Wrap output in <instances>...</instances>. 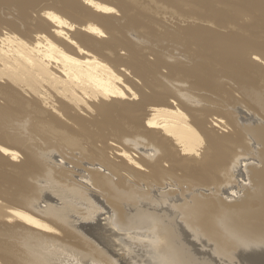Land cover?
<instances>
[{"label": "rangeland", "instance_id": "obj_1", "mask_svg": "<svg viewBox=\"0 0 264 264\" xmlns=\"http://www.w3.org/2000/svg\"><path fill=\"white\" fill-rule=\"evenodd\" d=\"M99 1H110V5L117 9L115 18L118 26L105 53L110 54L114 49L117 51L115 58L123 59V62L108 61L121 82L130 85L132 81L139 84H161L163 81V90L172 93L170 101L177 99L184 103L187 100L185 96H192V99L195 96L193 100L190 99L192 102L188 107L196 114L203 113L199 117L207 120L209 128L214 126L211 122L217 121V118L234 121L237 114L243 117L238 119L241 127L236 125L240 129L234 135L233 124L226 120L222 125L226 128L221 127L224 131L218 127L220 132L213 130L218 135L216 141L221 157L215 163L212 161L206 169L205 166L200 168L193 160L199 159L200 155L180 154L182 159L190 155L193 161H186V164L177 159L172 164L166 157L163 161L162 157L168 153V149L165 150L161 144L155 142L151 145L148 142L147 151L142 152L137 145L143 149L147 144L135 141L132 134L127 136L133 141L126 144L128 151L152 156L150 163L161 162L158 172L152 174L148 169L143 170L144 167L130 169L127 161H122L115 151L106 149L103 142L96 138L87 137L85 141L69 143L70 136L66 131L53 134L56 125L49 114L31 109H26V114H17L20 113L18 106L24 105L26 99L20 91L17 90L16 94L0 91V134L7 135L10 130L11 133L21 132L33 143V147L23 154L21 152L22 156L14 160L15 163H22L29 159L25 167L13 166L0 158V205L4 209L0 215V246L8 238L6 240L14 260L11 263L0 255V264H13L16 261V264H57L55 260L59 256L79 259L80 254L88 256L86 259L90 261L92 257L89 256L96 255L87 245H82L74 234L73 237L60 238L55 232L46 231L53 237L50 238L40 231L36 233L29 226L26 227L28 222H24L25 219L18 217V220L8 210L22 208L38 214L49 224L59 225L57 220L33 207L36 201H40L41 209L46 206L57 210L68 208L64 212L67 211L69 218L72 216L73 220L70 221L78 217L79 227L86 229L92 221L86 217H92L94 209L91 207L96 204L106 209L101 219L105 218L109 223L113 221V225L121 222L122 225L137 226V222L145 220L149 223V229L146 226L137 229L154 232L157 248L169 264H256L264 257V0ZM83 3V0H33V9L30 6L26 9L30 8L28 11L34 12L33 16L38 10L54 11L65 17L81 16ZM18 4L17 0H8V3L7 0H0L2 29L14 19L21 21L22 12ZM241 58H247L254 67H245L239 61ZM197 77L205 79L213 87H205ZM198 98L201 100L198 101ZM209 119H212L211 122ZM18 122H22L21 125L13 128L11 123ZM113 139H108V142L114 143ZM221 166L228 167L230 171H226V168L223 170ZM100 177L103 178L101 183L97 182ZM68 187L72 191H68ZM77 189L82 190V195H89L88 199L74 192ZM12 194H17V197ZM69 196L72 199L67 198ZM210 204L213 208H209ZM6 208L9 212L5 211ZM86 223L89 226H85ZM8 225L19 226L23 230L3 233L2 228ZM51 251L54 256L58 255L57 259H51ZM118 253L123 255V252ZM121 260L119 256L115 258L118 263Z\"/></svg>", "mask_w": 264, "mask_h": 264}, {"label": "bare ground", "instance_id": "obj_2", "mask_svg": "<svg viewBox=\"0 0 264 264\" xmlns=\"http://www.w3.org/2000/svg\"><path fill=\"white\" fill-rule=\"evenodd\" d=\"M17 1L20 4H18V8L22 12L21 21H17L14 19L12 23L9 22V26L7 25L8 27H5V29L9 31L2 29L4 27L0 26V82H3L0 83V91L16 94L18 90L20 91V93L25 95V106H18V108L20 109V113H17L18 115L26 114V109L35 110L39 113L49 114L53 118L54 124L56 125V127L53 128V134L59 135L56 133L66 131L70 136L68 142L72 144H76L81 140L85 141L87 137L93 139L96 138L97 140L103 142L106 149H112L113 151H115L117 157L121 158L122 161H127L128 163L126 164L130 166V169L135 170L133 168H136L137 170V167H144L143 170L148 169L152 174L158 172L157 169L159 168L161 162L159 163V161H154V163L152 161L154 163L153 164L150 163L152 156H148L146 154L144 155L143 153L139 155L132 151H128L126 148V144H129L132 140L127 136L132 134L131 136L136 139L135 141H140L147 144L145 145V147L143 145V149L140 148V145H137V147L139 146L138 149L142 152L143 150L147 151L148 145H152V143L156 142L161 144V147H163L165 150L168 149V153L164 154L162 158L164 159V157H166L165 159L171 160L172 164L176 163L177 159L183 160V162L189 161V163L194 160L199 164L200 168L201 166H205L206 169V167L211 164L212 161L214 162L215 160H219L221 157L218 147L219 144L216 141L218 135L216 136L213 130H217L218 132H220L218 128H221L222 125L225 124L226 120H228V122L233 124V133L239 132L240 128L238 129L237 126H240V124L238 123L239 117L243 118L241 114H237V119H235L234 121H229V119L224 120L223 118H217V121L211 122L210 120H212L213 118L209 119L211 124H214V126H211L212 128H209L210 126H207V120L201 119L202 117H199L203 113L200 112L199 114H196L191 108L188 107L191 101L190 99H192L190 97L192 96H185L187 97V100L186 102L184 101V103L177 99H174V101L172 99V101H170L169 98L172 97V93L163 90V88L161 87L163 86L161 85L163 84V81L161 84L160 82L158 84H139L132 81L133 84L130 85L121 82V78L118 74L115 73L114 69L109 65L108 61L110 59L112 60V62H123V59L119 57L115 58L117 56V51L115 50V52L114 49L113 51L110 50L111 55L105 53V51L107 50L105 48L110 46V43L113 41L112 34L118 26V24H116L115 18V12L117 9L115 6L110 5V1L102 2L99 0H83L84 6L82 7L81 16L69 15V17H65L66 15L64 14H57L54 11L42 10H36V15L33 16L34 12L28 11L30 8L26 9L29 6L31 7V9H33V6L31 5L33 4V0ZM64 2L66 4L70 3H67L66 1ZM66 4H64L65 7H68ZM65 14L68 15L67 12H65ZM25 23H27L26 26ZM0 24L2 25V22ZM27 30H29V32ZM239 61H241V63L245 67L247 66V68L250 67V65L254 67L253 64L249 60H247V58H241L239 59ZM123 74L125 75V73ZM196 79L200 83H203L205 87L209 85V82L201 77H197ZM210 86L211 85H209V88ZM171 90H173V88H171ZM206 95L207 94H205V96ZM194 97L195 96H193V99ZM197 100L199 101L201 99L198 98ZM22 102H20L19 104H21ZM208 116L209 115H207V118ZM225 117L227 116L225 115ZM21 123L22 122L11 124L14 125L13 128L17 129L16 125L20 126ZM222 128L220 130H223L226 127H224L223 129ZM11 132L12 130H10V133H7V135L0 134V158L6 162L12 163L13 166L25 167L29 164V159H25L22 163H15V161L19 156H22V154L25 153L24 151H27L30 147H33V143L28 141L25 134L23 135V133L21 134V132L19 131V133ZM234 135H231L232 138L235 137ZM238 135L239 137H241L240 133ZM72 139H75V141L72 142ZM108 139H113L114 143H109ZM187 153H190L191 156L200 155V158L193 159V157H190V155H188L187 157L182 159L180 154L183 155ZM165 159L163 161H165ZM131 165H134L135 167H131ZM221 167L223 168V170L224 168H226L223 166ZM201 171L202 170H200V172ZM226 171L230 170L227 169ZM226 171L224 172L225 174ZM34 175L36 174L34 173ZM30 177L32 179V176ZM195 177H198V175H195ZM102 179L103 178H101L100 180H96L97 182L101 183L100 181H102ZM69 188L70 187H68V191L70 190ZM70 191H72V189ZM81 191L82 190L77 189L74 192H76L78 195L86 196L82 195L81 193L83 192ZM12 195L17 197V194ZM58 196L61 197L60 194H58ZM88 196L89 195L86 196V199H88ZM67 198L72 199L70 198V196ZM25 199L28 198L26 197ZM58 199L60 200V198ZM69 199L68 201H71ZM93 199L95 200V198ZM42 201L46 203L43 197ZM39 202L40 201H36L33 207L38 208L41 212L46 213V216L49 215L53 219L57 220L60 223L59 225H56V223L49 224L48 222L40 219L37 216L38 214L30 213L22 208H10L8 210L10 211V214H12V216L16 217L17 219L18 217H20V220L21 218L25 219L26 221L24 222H28V224H26V227L29 226L30 229H33L34 232L37 233L40 231L41 234H46L48 237H50V235H48L49 233L54 234L53 232H55L56 235L60 238H68L70 236L73 237L72 235L74 234L76 238L82 242V245H87L93 251V254H96L95 256H89L92 257V259H89L90 261H88L86 259V257L88 256H83L81 254L78 255L79 259H73L74 257L71 258L68 255L65 256L66 258L63 255V257L59 256V258L57 259L58 255L54 256L52 251L49 252V256L50 254L53 255L52 258H49L57 259V261L55 260L57 264H169L163 257L160 250L157 248V237L155 236L154 232H152L151 229V231H148L146 229L142 230L143 228L141 230L137 229L143 226H146V228L149 229V223H146L145 220L142 222H137V226L127 225L126 223V225L124 223V225H122L121 222L120 224H118L119 222H117L116 225H113V221H110L109 223L107 222V220H105V218L101 219L100 216L103 215L104 212H106V209L101 205L96 204L95 206L92 205L91 207L92 209H94V214L91 211L92 217H86L91 218L92 220L91 223H89L90 226L86 223L85 226H89L88 229H86L79 227V224L77 222L78 217H73L74 221H70L73 220L71 219L72 216L70 215L69 218V216H67L68 213L66 215L67 211L64 212V210H68V208L64 210L58 208L61 211L59 213V210H57V208L54 209L53 207H50V209H48L46 206L45 209L47 208V210L41 209L43 207L40 206ZM71 203L69 205H71ZM60 205L61 204H59V206ZM208 206L209 208H213V205L211 204ZM5 211L9 212L7 211V208L5 209ZM3 213L4 209L0 205V215ZM120 213L122 214L123 211L120 210ZM204 215L205 214H203V216ZM130 222L131 221H129L128 224H130ZM141 223L145 224L140 225ZM2 227H4V225ZM8 227L2 228V231H5L3 233L23 230L22 228H19V226H16L17 228ZM46 231L49 233H46ZM136 235L148 237V239H141ZM6 239L5 241H3L4 244L1 245L2 249L0 248V255H3L6 260L11 261L12 263V261L14 260L11 254L13 253L11 252V249L9 247L10 245H8L9 242ZM159 239L161 238L159 237ZM159 239L158 241L161 242V240ZM159 242L158 244H160ZM92 247H94L95 249L93 250ZM118 252H123V255H119ZM118 256L122 258L121 262L119 263L115 261V258ZM261 260L264 261V257ZM16 262H13V264H16ZM51 262L53 263V260H51Z\"/></svg>", "mask_w": 264, "mask_h": 264}, {"label": "water", "instance_id": "obj_3", "mask_svg": "<svg viewBox=\"0 0 264 264\" xmlns=\"http://www.w3.org/2000/svg\"><path fill=\"white\" fill-rule=\"evenodd\" d=\"M43 205H45V202H43ZM264 250V249H263ZM262 251V250H261ZM256 264H264V261L259 260V262H256Z\"/></svg>", "mask_w": 264, "mask_h": 264}]
</instances>
